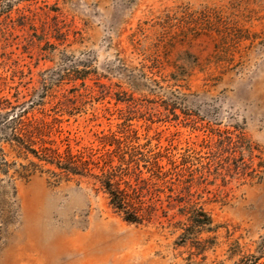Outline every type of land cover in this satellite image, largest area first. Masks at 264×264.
I'll return each instance as SVG.
<instances>
[{
  "label": "rangeland",
  "instance_id": "obj_1",
  "mask_svg": "<svg viewBox=\"0 0 264 264\" xmlns=\"http://www.w3.org/2000/svg\"><path fill=\"white\" fill-rule=\"evenodd\" d=\"M8 102L48 123L37 147L126 152L156 210L128 223L97 180L37 160L23 178L1 142L0 264H264V0H5ZM191 206L212 231L185 239Z\"/></svg>",
  "mask_w": 264,
  "mask_h": 264
},
{
  "label": "trees",
  "instance_id": "obj_2",
  "mask_svg": "<svg viewBox=\"0 0 264 264\" xmlns=\"http://www.w3.org/2000/svg\"><path fill=\"white\" fill-rule=\"evenodd\" d=\"M33 1V0H23ZM5 2V0H0ZM157 62V59H154ZM7 102V101H6ZM8 106L3 109H10L5 113L0 112V143H8L19 157H23L29 161V165H21V170L24 172L23 178H29L33 175L31 168L39 167L33 160H37L47 166L57 169L59 172L51 171L54 177L61 180L63 177L70 180L74 177H91L97 180L102 190L108 195L109 203L112 208L123 215L126 222L132 224H141L145 221H150L155 212L152 205L146 206L143 199V191L150 193L151 183L141 181L144 187H137L130 184L129 181H124L125 176L128 175L129 168H122L125 165L121 159L127 154L119 158V165H114V152L106 151L101 154L98 150L93 148H84L83 151L77 150L76 153L70 147L62 153L59 148H49L43 145L37 147L38 136L41 135V125L47 126L44 120H38L35 116L30 117V109L33 108V103L28 106H21L19 108L12 107L8 102ZM109 142L108 146H112ZM132 150H134L132 148ZM99 155V156H98ZM135 155L130 156L129 163H133ZM0 164L5 167L3 172H8V163L5 160V155H0ZM2 169V168H1ZM99 171V173H96ZM146 187L149 189H146ZM188 224L184 225V237L189 239L195 233L202 231H212L211 219L202 208H189ZM209 241L196 240L194 247L198 252H204L205 247Z\"/></svg>",
  "mask_w": 264,
  "mask_h": 264
}]
</instances>
